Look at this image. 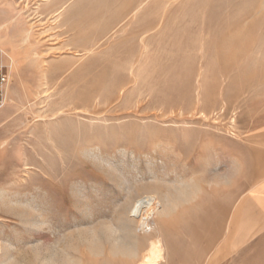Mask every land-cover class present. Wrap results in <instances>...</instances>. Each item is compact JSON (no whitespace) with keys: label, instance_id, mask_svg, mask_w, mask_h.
I'll return each mask as SVG.
<instances>
[{"label":"rangeland","instance_id":"rangeland-1","mask_svg":"<svg viewBox=\"0 0 264 264\" xmlns=\"http://www.w3.org/2000/svg\"><path fill=\"white\" fill-rule=\"evenodd\" d=\"M0 53V264H138L163 198L211 196L225 240L264 176V0H0Z\"/></svg>","mask_w":264,"mask_h":264},{"label":"crops","instance_id":"crops-1","mask_svg":"<svg viewBox=\"0 0 264 264\" xmlns=\"http://www.w3.org/2000/svg\"><path fill=\"white\" fill-rule=\"evenodd\" d=\"M257 135L264 138V131H259ZM263 138L258 141L262 142L264 148ZM261 144L258 151L264 161V149L261 148ZM196 200L188 196L174 197L171 204L166 206L165 198H163L162 215L158 219L165 249V259L161 264H222L225 263L223 260H226L228 255L235 253V250L230 249L231 242L237 241L242 244L241 247H244L259 236L261 238V234L264 235V176L248 184L246 193L238 206L239 209L232 213V227L230 224L226 225L225 230L231 234L228 233L220 244L218 242L217 203H214L211 196L209 199L201 197L198 199L200 201ZM245 204L249 206L248 211L242 212L241 208ZM229 215L230 213L227 216ZM241 217L244 223L249 220L246 224L248 228L238 227L237 221ZM174 224L178 226L183 224L187 229V232L179 230L177 239L175 235V237L171 236L168 232ZM207 227L209 235L204 236L202 231H206ZM258 244L262 247L264 238Z\"/></svg>","mask_w":264,"mask_h":264},{"label":"bare ground","instance_id":"bare-ground-1","mask_svg":"<svg viewBox=\"0 0 264 264\" xmlns=\"http://www.w3.org/2000/svg\"><path fill=\"white\" fill-rule=\"evenodd\" d=\"M67 4L68 3L64 4L61 8H57L56 5V10L54 11L56 19H59V16L66 8ZM160 206L161 203L155 196H144L134 202L131 214L132 217L140 220V229L142 232H151L155 229L152 221L158 213ZM154 231H156V229ZM164 250L165 249L160 237L151 240L147 253L144 255L143 260L139 264H161L165 259Z\"/></svg>","mask_w":264,"mask_h":264},{"label":"built area","instance_id":"built-area-1","mask_svg":"<svg viewBox=\"0 0 264 264\" xmlns=\"http://www.w3.org/2000/svg\"><path fill=\"white\" fill-rule=\"evenodd\" d=\"M6 72H7V66L0 63V107L3 104L5 94H6L5 86L8 83L7 75H5Z\"/></svg>","mask_w":264,"mask_h":264}]
</instances>
